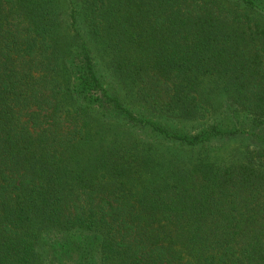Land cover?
Masks as SVG:
<instances>
[{
    "label": "trees",
    "instance_id": "16d2710c",
    "mask_svg": "<svg viewBox=\"0 0 264 264\" xmlns=\"http://www.w3.org/2000/svg\"><path fill=\"white\" fill-rule=\"evenodd\" d=\"M262 127L257 0H0V264H264Z\"/></svg>",
    "mask_w": 264,
    "mask_h": 264
},
{
    "label": "rangeland",
    "instance_id": "374dc122",
    "mask_svg": "<svg viewBox=\"0 0 264 264\" xmlns=\"http://www.w3.org/2000/svg\"><path fill=\"white\" fill-rule=\"evenodd\" d=\"M258 2H261L264 4V0H257ZM100 76L102 77L103 81V88L108 93H113L115 89L111 86V80L107 77L108 73H105V69L102 68L99 72ZM121 97H124L123 93H120ZM127 106L130 107V111L135 112V114H143L144 119H149L151 121L161 122L164 121L167 125H169V128H175V127H181L182 125H176L170 120L164 119V117H161L162 115L158 112H154L151 109H149L147 106H143L138 102L131 101L128 99L126 101ZM188 129L190 130V133L194 134L198 132L201 128L197 127V129H194L193 126H188ZM262 133L264 137V127L261 128ZM250 143L249 140L246 141V143ZM245 143L244 140L238 139L235 136L230 137L229 135L220 136L217 138V140H213V143L208 146L210 154L212 157H216L218 160H227L228 157L230 158L227 160V162H231L234 159H238L241 152H243L242 145ZM216 149V150H214ZM216 151V153H215ZM232 156V157H231ZM238 161V160H237Z\"/></svg>",
    "mask_w": 264,
    "mask_h": 264
}]
</instances>
